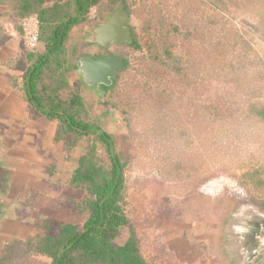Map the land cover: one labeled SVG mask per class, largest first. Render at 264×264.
<instances>
[{
  "label": "rangeland",
  "instance_id": "374dc122",
  "mask_svg": "<svg viewBox=\"0 0 264 264\" xmlns=\"http://www.w3.org/2000/svg\"><path fill=\"white\" fill-rule=\"evenodd\" d=\"M127 1L140 49L121 43L99 50L92 41L95 27L120 2L106 9L111 0L101 1L95 19L74 27L68 43L69 57H75L74 44L80 56H128L118 85L105 95L78 70L69 78L86 101L85 118H98L129 146L125 211L143 255L152 264H264V121L251 117L248 105H264V62L258 61L264 60V37L245 32L231 20L234 9L221 14L211 0ZM22 50L27 58L23 36ZM68 90L63 97L73 87ZM80 145L84 150L86 142ZM21 194L0 193V251L13 236L37 234L36 224L48 217L85 221L71 200L80 199V191L45 193L43 203H36V193L24 200ZM129 235L126 226L117 242Z\"/></svg>",
  "mask_w": 264,
  "mask_h": 264
},
{
  "label": "trees",
  "instance_id": "16d2710c",
  "mask_svg": "<svg viewBox=\"0 0 264 264\" xmlns=\"http://www.w3.org/2000/svg\"><path fill=\"white\" fill-rule=\"evenodd\" d=\"M101 1L66 0L62 3L52 0H16L13 7L20 19L31 13H37L40 18V41L44 43V50L29 52L28 61L23 62L22 67L24 74L21 88L30 108L36 116L57 121L55 140L63 142L67 149L77 147L80 141L86 142L69 180L72 187L83 191L80 199L71 200L78 212L85 216V221L78 224L53 217L39 221L36 224L39 230L37 234L27 238L17 237L1 249L0 264H18L21 260L29 261L25 264H37L40 261L36 260V256L50 258V264H152L143 255L135 227L125 211L126 172L133 160L128 151L129 146L120 143L116 134L105 129L98 118H85L89 111L79 87L74 86L70 95L63 97L61 94L70 85V73L76 70L80 72V59L83 56L77 55L79 44L73 47L75 57L68 56L70 33L74 27L89 22L90 8L100 5ZM119 1L131 15L127 0H111L106 9L111 10ZM212 1L216 9L220 8L221 14L228 13V7L234 9L231 20H238L245 32L264 37V21L247 22L244 19L246 13L262 0ZM229 25L237 30L236 26ZM129 26L131 41L124 44L140 49L135 28ZM151 44L155 48L152 53L157 54L156 40ZM164 51L169 59L174 58L169 46L166 45ZM120 57L124 67L116 71L110 84H100L105 95L118 85L121 74L130 66L128 56L121 54ZM259 60L264 62L263 58L258 57ZM170 69L176 71V63L170 65ZM79 83L82 84L81 81ZM103 104L107 107V113L109 100ZM248 105L249 115L264 121V105L259 101H251ZM126 226L130 227V235L124 243L119 244L117 237Z\"/></svg>",
  "mask_w": 264,
  "mask_h": 264
},
{
  "label": "crops",
  "instance_id": "0c3cea01",
  "mask_svg": "<svg viewBox=\"0 0 264 264\" xmlns=\"http://www.w3.org/2000/svg\"><path fill=\"white\" fill-rule=\"evenodd\" d=\"M15 4L16 0H0V136L7 140L0 146V193H24L22 200L28 193H36V203H43L45 193H83L69 184L83 146L69 150L56 141L57 121L36 116L22 92V67L28 60L22 50V25ZM246 16L253 22L264 21V0ZM43 50L41 42L39 51ZM69 82L68 87L74 88L73 79ZM67 92V87L62 90L64 95Z\"/></svg>",
  "mask_w": 264,
  "mask_h": 264
},
{
  "label": "water",
  "instance_id": "95a60500",
  "mask_svg": "<svg viewBox=\"0 0 264 264\" xmlns=\"http://www.w3.org/2000/svg\"><path fill=\"white\" fill-rule=\"evenodd\" d=\"M130 17L120 1L107 20L95 27L92 32V41L102 47L110 43L117 44L130 42ZM80 72L84 82L99 86L102 83L110 84L119 68L124 67V62L118 54H108L102 58H95L86 54L80 59Z\"/></svg>",
  "mask_w": 264,
  "mask_h": 264
},
{
  "label": "built area",
  "instance_id": "2783aa9c",
  "mask_svg": "<svg viewBox=\"0 0 264 264\" xmlns=\"http://www.w3.org/2000/svg\"><path fill=\"white\" fill-rule=\"evenodd\" d=\"M98 15L97 5H93L88 13V19H95ZM22 36L25 48L29 52H36L40 43V18L37 13H31L21 19Z\"/></svg>",
  "mask_w": 264,
  "mask_h": 264
},
{
  "label": "flooded vegetation",
  "instance_id": "af4514ba",
  "mask_svg": "<svg viewBox=\"0 0 264 264\" xmlns=\"http://www.w3.org/2000/svg\"><path fill=\"white\" fill-rule=\"evenodd\" d=\"M112 44H116V45H119V44H117V43H115V42H112V43H110V45L108 46V48H103L102 46H99V45H97L98 47H99V50H107V49H109V47L110 46H112ZM116 54V53H113V52H109V51H107L104 55H102V56H100V57H95V56H98L99 54H95V55H93L95 58H102V57H105V56H107L108 54ZM120 56V55H119Z\"/></svg>",
  "mask_w": 264,
  "mask_h": 264
}]
</instances>
